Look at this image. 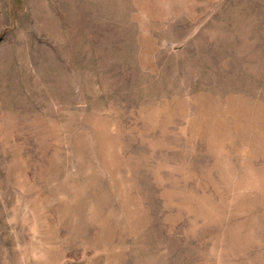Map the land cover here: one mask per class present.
I'll use <instances>...</instances> for the list:
<instances>
[{
  "label": "rangeland",
  "instance_id": "374dc122",
  "mask_svg": "<svg viewBox=\"0 0 264 264\" xmlns=\"http://www.w3.org/2000/svg\"><path fill=\"white\" fill-rule=\"evenodd\" d=\"M0 264H264V0H0Z\"/></svg>",
  "mask_w": 264,
  "mask_h": 264
}]
</instances>
